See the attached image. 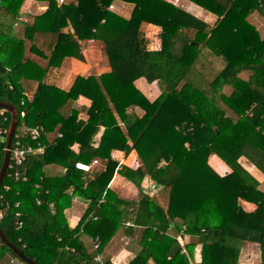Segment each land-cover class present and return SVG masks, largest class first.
Returning <instances> with one entry per match:
<instances>
[{"label": "trees", "instance_id": "1", "mask_svg": "<svg viewBox=\"0 0 264 264\" xmlns=\"http://www.w3.org/2000/svg\"><path fill=\"white\" fill-rule=\"evenodd\" d=\"M24 1L0 0V102L17 110L15 135L23 127L44 129L39 141L23 136L22 144L45 147L24 163L26 181L4 177L6 238L37 264H100L97 254L118 232L138 244L128 264H240L245 243L259 245L264 264V189L239 162L244 157L264 175V34L248 20L255 12L264 18V0H190L218 17L214 26L165 0H37L48 4L46 11L24 22L18 36ZM114 1L133 5L129 19L110 11ZM142 23L161 28L159 50L148 49ZM87 40L101 46L110 71L77 76L68 91L45 83L65 58L85 61L80 43ZM139 79L160 82V95L150 101L135 86ZM24 80L38 83L31 98ZM81 98L88 104L74 108ZM81 113L87 118L79 119ZM11 118L0 108V169ZM51 133L62 136L48 144ZM64 149L75 157L63 158ZM115 150L134 152L138 167L120 169ZM214 155L230 171L215 170ZM166 156L155 182L164 205L142 190L128 201L110 189L117 172L141 189ZM92 159L100 167L75 168ZM50 165L67 170L48 177ZM69 191L89 202L75 229L63 216ZM81 230L98 240L94 252ZM175 230L191 241L181 245ZM12 258L19 260L1 242L0 264Z\"/></svg>", "mask_w": 264, "mask_h": 264}, {"label": "crops", "instance_id": "2", "mask_svg": "<svg viewBox=\"0 0 264 264\" xmlns=\"http://www.w3.org/2000/svg\"><path fill=\"white\" fill-rule=\"evenodd\" d=\"M67 2L74 1V0H66ZM167 2L172 3L173 5L178 6L179 8L185 10L186 12L190 13L191 15L199 18L200 20L204 21L206 24L210 26H214L216 21L218 20V17L211 12L205 10L204 8L196 5L195 3L191 2L190 0H165ZM48 4L46 2H41L37 0H25L20 13V21L17 25H15V32L18 36H22V31L24 30V22L31 23L33 20V15H38L46 11ZM59 5V4H58ZM111 5H113V9H110V11H114L121 15L122 17L129 19L132 10L133 5L129 3H125L122 1H114ZM195 6V8L193 7ZM202 12H200V10ZM191 10V11H190ZM237 12H235V16ZM249 21H251L258 29H260L264 34V18L258 15V13H253L248 18ZM141 30L144 32L145 37L148 40V49L149 50H159L161 48V40H160V33L161 28L152 24L142 23ZM81 53L85 57V61H80L78 59H75L73 57H67L65 58L61 65L58 68H51L50 71L47 73V76L45 77V83L49 85H53L57 88H60L62 90L68 91L76 79L77 76H83L88 77L90 75L99 76L103 73H107L110 71L109 64L107 61V57L104 54L103 50L101 49V46H99L94 40H87L82 41L81 43ZM105 57V58H104ZM32 58L36 59L35 56H32ZM106 59V60H105ZM39 62V61H38ZM43 64V59L40 62ZM143 79H139L135 82V86L150 100H155L160 93L151 100L149 96L142 91V89L139 87V82ZM146 81V80H145ZM37 82H30V81H22V86L25 90V95L29 98L32 97L34 94ZM82 104H88V101H85L83 98L79 99L75 104H73L74 108H80ZM87 116L81 113L79 115V119H86ZM16 131V130H15ZM15 134L13 141L15 139ZM62 135L60 133H51L46 134L45 138L50 144L54 141L56 137L60 138ZM100 137V135L98 136ZM13 143V142H12ZM47 145V144H46ZM45 147V146H44ZM134 153V152H133ZM131 153L128 156H125L128 158L129 161L135 162L134 164H137L136 166H128L129 168L136 169L139 165L138 158H134L135 154ZM74 151L70 149H64L62 152L63 158H67L69 160H72V157H75ZM112 154L115 155L117 159L116 161L119 162L121 157L123 156V152L121 151H113ZM166 159L163 161V163L156 168V173L154 175L148 176L144 179L141 189H138L134 184L126 180L123 176H121L118 172L115 174L111 184L110 189L114 192H116L122 199L128 200V201H136L140 195V190L144 192L145 194H148L150 197L153 196H159V201L163 204V198L160 195V188L156 186V180L158 176L162 173L166 165L169 163L170 158L168 156L165 157ZM221 158L214 155L211 160L210 164L212 167L217 170L221 175L226 174L228 171H230L229 166L226 165V163H220ZM244 159V157L240 158ZM247 161V159H246ZM240 162V160H239ZM247 166L240 162V164L253 176L255 177L261 184V188L264 187V175L252 164H250L247 161ZM217 166H214V165ZM128 165V164H127ZM100 167V166H97ZM94 167V168H97ZM121 169V166H119ZM93 168V169H94ZM66 167L64 166H58V165H50L44 168L45 175L48 177H55V176H61L66 172ZM253 170V171H252ZM7 172V171H6ZM256 174L260 175V178L256 177ZM6 175V174H5ZM147 183L152 184L153 188L150 190L146 189ZM145 188V189H144ZM69 195L73 196L71 191H69ZM39 203V201H38ZM65 203V202H64ZM54 203L51 204V208L53 209ZM63 205V203H62ZM242 206L244 209L248 212H252L255 210V205L247 202H242ZM89 202L82 199L81 197H74L72 198L69 205L65 203V207L63 209V216L65 221L68 224V227L70 229H75L82 220L84 214L88 210ZM63 221V218H62ZM172 226H174L172 224ZM83 230H81V239L84 242L86 249L89 252H94L97 248L96 245L98 244V240L96 238H92L89 235H86L85 233H82ZM136 238L140 235V230L135 229ZM172 235H175L179 238L181 245L188 244L191 241V238L187 235H182V233L177 232L176 230L172 232ZM182 235V236H181ZM136 241L133 240V237H128L124 235L122 232H118L117 235L112 239V241L100 252L97 254V257L100 258V264H105L107 261L111 264H128L135 256V250L138 247V244L134 245ZM249 249L255 252L256 259L254 260V263H252L250 260L245 259V261L242 260L243 254H246L249 252ZM251 254V253H249ZM195 259L196 261H200V247L198 246L196 248L195 252ZM240 264H260V248L258 244H251V243H245L242 247L241 255H240Z\"/></svg>", "mask_w": 264, "mask_h": 264}, {"label": "built area", "instance_id": "3", "mask_svg": "<svg viewBox=\"0 0 264 264\" xmlns=\"http://www.w3.org/2000/svg\"><path fill=\"white\" fill-rule=\"evenodd\" d=\"M59 3L64 4V0H59ZM109 9H113V5H110ZM21 117H24V113H21ZM43 133H44V129L42 127H34V128L23 127L21 129V132H19L15 136V142L13 141V143H12V147L10 150V162H9V166L7 168V171L10 169V173L7 174V172H6L5 176L8 175V177H10L14 180H20L21 179L22 181H26L27 178L24 176L23 172L21 171L24 163L26 162V160L29 156L42 154L44 151V146L41 145L40 143H38V145L36 147H33L31 145H24V144H22V137L28 136L32 141H39V139L41 138ZM0 134H1V132H0ZM111 156L113 159H117L114 154H111ZM123 159H124V157L119 160L120 166L126 165V163ZM99 165H100L99 160L92 159L89 162L77 161L75 163V168L79 171L90 172L94 167L99 166ZM17 216H19V213L17 214ZM2 217H3V214L0 213V219H2ZM21 227H22V222H18V228H21ZM1 242H2V240L0 238V245H1ZM98 246L99 245L97 244L96 248H98ZM96 260L98 262H100L99 257H97ZM11 263L12 264H24V262H22L20 259L18 260L15 258L11 259Z\"/></svg>", "mask_w": 264, "mask_h": 264}, {"label": "water", "instance_id": "4", "mask_svg": "<svg viewBox=\"0 0 264 264\" xmlns=\"http://www.w3.org/2000/svg\"><path fill=\"white\" fill-rule=\"evenodd\" d=\"M0 108L7 110L11 114V123L8 129L7 133V141H6V148L4 150V159L3 163L0 169V187L2 185V182L4 180L7 168L9 166L10 162V150L12 147V142L16 130V125H17V110L16 108L9 103L6 102H0ZM0 238L2 242L24 263L26 264H37L34 260L31 258L27 257L19 248H17L15 245H13L4 235L1 227H0Z\"/></svg>", "mask_w": 264, "mask_h": 264}, {"label": "rangeland", "instance_id": "5", "mask_svg": "<svg viewBox=\"0 0 264 264\" xmlns=\"http://www.w3.org/2000/svg\"><path fill=\"white\" fill-rule=\"evenodd\" d=\"M193 7L195 8V6L193 5ZM200 10V9H199ZM191 11V10H190ZM200 12H202L201 10H200ZM22 33H23V31H22ZM105 58V57H104ZM106 60V59H105ZM244 77V76H243ZM139 87L142 89V91L144 92V93H146L148 96H149V98H151V100H153V98H155L160 92H161V83L160 82H158V81H156V82H154V83H149V82H147V81H145V79H143V80H141L140 82H139ZM137 112L138 113H140L141 114V112L142 111H140L139 109L137 110ZM99 136V135H98ZM99 138V137H98ZM133 154H135V153H133ZM123 156H124V154H123ZM134 158L136 157L137 158V156H136V154H135V156H133ZM123 157H121V159H122ZM124 161H125V163H126V165H123V166H136L137 164H134L135 162H133L132 160L131 161H129L128 160V158H126L125 156H124V159H123ZM218 162H220V163H225L222 159H220V161L218 160ZM240 162H242L243 164H245L246 166H247V161H246V159L244 158V159H240ZM128 164V165H127ZM214 165V164H213ZM214 166H217V165H214ZM162 166H160V168H161ZM253 171V170H252ZM256 177L257 178H260V175L259 174H256ZM145 184V183H144ZM145 186H146V184H145ZM151 190L152 188H153V186H152V184H150V183H147V186H146V189H148V188ZM145 189V188H144ZM263 189H264V187H263ZM163 205H164V203H163ZM249 253H251V254H249ZM245 259H248L247 261L249 262V260L252 262V263H254V260L256 259V255H255V252L254 251H252L251 249H249V252H247L246 254H243V256H242V260L243 261H245Z\"/></svg>", "mask_w": 264, "mask_h": 264}]
</instances>
